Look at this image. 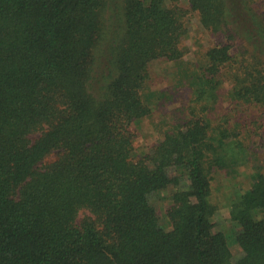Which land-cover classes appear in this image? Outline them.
Listing matches in <instances>:
<instances>
[{"label": "trees", "instance_id": "1", "mask_svg": "<svg viewBox=\"0 0 264 264\" xmlns=\"http://www.w3.org/2000/svg\"><path fill=\"white\" fill-rule=\"evenodd\" d=\"M0 264H264V0H0Z\"/></svg>", "mask_w": 264, "mask_h": 264}, {"label": "rangeland", "instance_id": "2", "mask_svg": "<svg viewBox=\"0 0 264 264\" xmlns=\"http://www.w3.org/2000/svg\"><path fill=\"white\" fill-rule=\"evenodd\" d=\"M199 27V22L196 18H192L191 23H190V32L193 35L194 32L198 31ZM197 35V34H196ZM188 38V42L191 43L193 42L192 37H187ZM187 57H192V54H188ZM164 68H165V72L166 69L168 68V66L163 63L162 61L160 62H153L151 70L154 73H162L165 75L164 73ZM135 128L139 131V135L137 137L138 140V145L141 149H148L149 146L152 144V142H154V140L157 139L158 134L156 133L155 129L151 126L150 122L145 118L142 119L140 122H138L135 125ZM247 168L248 165H244L242 167H240V172L241 174H246L247 173ZM241 180H239L240 184H243L244 186H247L248 184V179L244 176H240ZM226 183L227 181L223 178L222 182L220 183V190L218 192L217 195H215V197H217L218 195H221L222 198H215V204L217 206V210L215 212V214L213 215V223H214V229L215 230H222L224 231L227 236L229 237V243L231 245V250L233 253V259H236L238 257L241 256L242 251L240 249V247L237 245V243L234 241L233 236H232V230H237V227L235 224H233L230 220V214H229V206L226 204V202H224V198H223V193L226 192ZM156 203L163 207V205L165 203H167L166 199H160L157 198L155 199Z\"/></svg>", "mask_w": 264, "mask_h": 264}]
</instances>
